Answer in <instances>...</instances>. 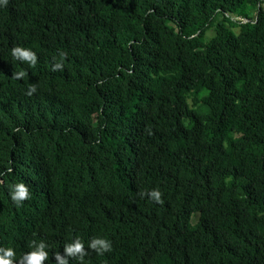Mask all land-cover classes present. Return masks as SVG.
<instances>
[{
	"label": "trees",
	"instance_id": "16d2710c",
	"mask_svg": "<svg viewBox=\"0 0 264 264\" xmlns=\"http://www.w3.org/2000/svg\"><path fill=\"white\" fill-rule=\"evenodd\" d=\"M76 238L83 264H264V0L0 4V248Z\"/></svg>",
	"mask_w": 264,
	"mask_h": 264
},
{
	"label": "clouds",
	"instance_id": "9594fccd",
	"mask_svg": "<svg viewBox=\"0 0 264 264\" xmlns=\"http://www.w3.org/2000/svg\"><path fill=\"white\" fill-rule=\"evenodd\" d=\"M8 0H0V4L7 5ZM12 56L22 62L28 63L30 66H35L38 62L37 54L28 48H22L19 46L13 47L11 50ZM66 54L61 53V60H58L53 66L52 70H63L62 60ZM27 75L25 71L13 73L15 79H22ZM37 91L36 85H31L26 95L31 96ZM14 189L11 191V198L18 205L24 200L28 199L29 189L23 183H18L12 186ZM141 195H147L149 198L154 200L157 203H163L162 193L159 189H153L148 193H141ZM34 250L25 253L20 260V264H43L45 260L48 259V252L45 251L46 244L41 241L38 246H36L35 241H33ZM89 249L95 251L98 255H103L105 252H110L112 250V243L106 238H93L88 245ZM0 252H3V255H0V264H15V251L12 248H0ZM88 255L84 247V242L80 238H76L72 243L66 244L64 246V255L60 253H55V260L59 264H68V258H79L80 264H83L84 257Z\"/></svg>",
	"mask_w": 264,
	"mask_h": 264
},
{
	"label": "rangeland",
	"instance_id": "374dc122",
	"mask_svg": "<svg viewBox=\"0 0 264 264\" xmlns=\"http://www.w3.org/2000/svg\"><path fill=\"white\" fill-rule=\"evenodd\" d=\"M250 8V7H249ZM231 16L235 17V14H232ZM236 32L239 31V29H235ZM214 34V31L212 29H210L208 32H207V38H210L212 35ZM188 200L189 201H194L195 200V194H190L188 196Z\"/></svg>",
	"mask_w": 264,
	"mask_h": 264
}]
</instances>
